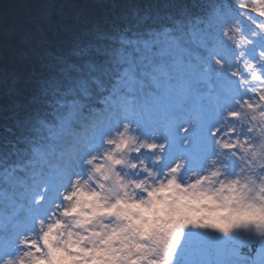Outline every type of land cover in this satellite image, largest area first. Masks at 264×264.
Returning a JSON list of instances; mask_svg holds the SVG:
<instances>
[{"label": "snow or ice", "instance_id": "1", "mask_svg": "<svg viewBox=\"0 0 264 264\" xmlns=\"http://www.w3.org/2000/svg\"><path fill=\"white\" fill-rule=\"evenodd\" d=\"M34 7L0 0V264H264V0Z\"/></svg>", "mask_w": 264, "mask_h": 264}, {"label": "trees", "instance_id": "2", "mask_svg": "<svg viewBox=\"0 0 264 264\" xmlns=\"http://www.w3.org/2000/svg\"><path fill=\"white\" fill-rule=\"evenodd\" d=\"M7 2L11 3L14 2V0H7ZM59 0H34L35 7L33 11L36 13L37 18L43 24L46 20V18L51 14V10L43 7L44 5H47L49 3H58ZM7 47L10 52L15 51L17 48L21 47V44L19 40H17L13 36H9L7 41ZM10 65H11V58H10Z\"/></svg>", "mask_w": 264, "mask_h": 264}]
</instances>
